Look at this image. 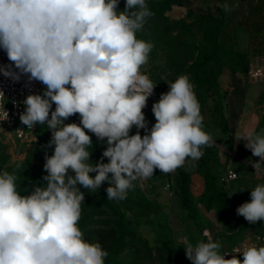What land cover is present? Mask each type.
<instances>
[{"label": "clouds", "instance_id": "clouds-1", "mask_svg": "<svg viewBox=\"0 0 264 264\" xmlns=\"http://www.w3.org/2000/svg\"><path fill=\"white\" fill-rule=\"evenodd\" d=\"M118 3L0 0V48L11 62L0 66V74L13 82L27 74L46 85L43 95L25 98L20 120L28 129L46 124L49 146L55 145L54 154L45 156L46 183L33 185L27 195L17 191L14 173H0V264H105L108 252L86 241L78 227L85 198L78 185L97 191L108 182L107 199L124 200L134 182L151 178L155 169L171 173L186 158L198 160L211 141L187 75L168 83L169 91L152 106L156 123L147 131L142 109L155 86L140 70L154 45L136 34L153 13L146 0H126L119 13ZM77 113L79 125L64 123ZM133 126L147 134L129 135ZM85 129L107 138L108 163L89 162L92 140ZM235 138L260 158L255 170L264 167V134L251 128ZM250 197L236 212L255 224L264 220V184ZM204 236L207 242L196 245L184 240L192 264H264V246L235 248L231 253L243 260L225 259L228 253L220 254L208 230Z\"/></svg>", "mask_w": 264, "mask_h": 264}, {"label": "trees", "instance_id": "trees-1", "mask_svg": "<svg viewBox=\"0 0 264 264\" xmlns=\"http://www.w3.org/2000/svg\"><path fill=\"white\" fill-rule=\"evenodd\" d=\"M231 1V0H223ZM239 14L235 21L228 23L226 14L220 10V15L205 12L196 13L188 7V13L183 18H173L168 11L174 5L188 6V0H146L148 8L153 15L147 18L143 29L137 32V38L151 42L156 50H162L163 58L171 66L170 83L180 75H187L194 85L193 91L200 104V112L203 117V130L212 135L204 120L210 109L216 113L222 132L227 134L231 130L230 119L226 114L225 104L221 97L220 76L225 69L232 73H240L246 76L255 57H264V0H236ZM125 11L122 10L120 12ZM233 23V24H232ZM198 25L200 32L195 30ZM240 29H245L248 36V46L237 48L233 46L237 40ZM169 86V85H168ZM213 97V103L210 99ZM44 130L47 125H40ZM82 126V125H81ZM91 137L93 151L103 158L98 144L108 146L97 141L94 136L85 129ZM203 156L199 158L197 171L205 179V189L196 200L192 191V178L188 170L177 168L175 170V185L182 206L193 216L199 213L198 203L208 211H215L217 219L222 225L227 224L226 232L231 236H237V241L254 233L264 234V220L257 221L258 231L244 234L243 228L235 222V213L238 206L250 202L251 189H244V179H236L231 182L232 194L236 201L232 204L229 186L220 181V174L226 169L230 160L223 162L219 146L211 139L209 145L201 147ZM106 159V158H105ZM12 174L11 168L4 169ZM3 171H0L2 173ZM17 176V191L21 195H27L28 189L34 184L29 171ZM96 173H90L95 176ZM233 184V185H232ZM36 186V185H35ZM134 182L127 194L126 206L133 208L138 219L127 220L121 209L107 199V184L104 182L95 191L83 189L84 202L81 204V217L78 227L84 234V239L89 242H99L108 252L105 264H170L166 254L176 250L171 239L170 230L164 229V240H160L154 249L147 240L139 244H128L126 239L127 227L140 223L141 217L157 213L160 205L148 199ZM136 188V189H134ZM134 190V191H133ZM129 195V196H128ZM134 195V196H133ZM169 239H167V238ZM231 244L227 249L231 248ZM129 248L127 257L121 254Z\"/></svg>", "mask_w": 264, "mask_h": 264}, {"label": "rangeland", "instance_id": "rangeland-1", "mask_svg": "<svg viewBox=\"0 0 264 264\" xmlns=\"http://www.w3.org/2000/svg\"><path fill=\"white\" fill-rule=\"evenodd\" d=\"M192 10L196 13L205 12L215 14L216 10L200 5L196 0H192ZM227 8L224 10L228 23L236 20L239 9L236 0L227 2ZM233 24V23H232ZM195 30L199 33V26H195ZM248 36L245 29H240L237 40L233 44L237 48H245L247 46ZM162 50H156L153 47L149 54L148 61L141 67V73L148 76L155 86L153 90L161 93L166 88H169L171 69L175 65L168 64ZM264 65V57H255L251 66ZM242 83L238 86L236 82L230 83L228 79L222 78L221 97L225 104L226 114L230 119L231 130L225 134L219 126V121L216 113L210 109L205 115L206 125L209 127L210 135L213 142L220 148L222 161L232 159L235 151V144L239 142L237 148V156L234 158V166L237 168L240 179H244L243 188L254 189L258 184H264V167L256 171L253 163L260 160L251 152L244 149L242 140H236L237 133H242L245 129L255 128L257 133L264 134V79L253 77L249 74L242 75ZM213 103V97L210 99V104ZM72 122L71 117L66 121V124ZM52 139V130H44L41 126L32 132L21 133L17 129H3L0 131V171L11 168L12 173L16 172L23 175L24 171H29L32 180L36 186H41L46 183L42 180L43 176L47 175L44 170L45 156L54 154L55 145L49 146V141ZM100 153H103L107 146L98 144ZM89 162L95 165L102 158L98 156L91 145ZM104 163H108V159L103 158ZM264 166V164H262ZM71 174V173H70ZM111 175V174H110ZM175 171L170 174L158 175L156 184L150 185L147 180L136 181L137 188L144 193L148 199L158 203L160 209L157 213L145 215L141 217L140 223H134L127 227L126 239L129 245L133 242L141 243L142 240H147L149 244L156 249L160 240H164L162 226L164 229L170 230L171 239L176 246V250L168 252L166 259L170 260V264H192L187 259L185 253V243L187 240L196 245L200 241L207 242V237L204 236V231L208 230L211 234L213 242L220 247L219 250H225L229 245L237 241V236H231L226 232V226L219 223L215 211L204 210V214L199 213L196 216L191 215L181 204L180 197L177 194L175 185ZM109 187L108 182H105ZM233 185V184H232ZM230 199L232 204L236 201V196L232 194V186L228 185ZM80 191H83V186H79ZM136 189V188H134ZM86 191H91L90 189ZM134 191V190H133ZM132 194L131 190L128 193ZM127 193V194H128ZM107 194V192H106ZM166 198H163L164 196ZM107 196V195H105ZM129 196V195H128ZM134 196V195H133ZM115 204L118 209L125 214L127 220L138 219L137 212L126 206V201L109 200ZM203 206V205H202ZM235 222L243 228L244 234L254 233L258 231V226L249 223L243 216L235 213ZM167 238V237H166ZM169 239V238H167ZM129 248L122 252L123 257H127Z\"/></svg>", "mask_w": 264, "mask_h": 264}, {"label": "built area", "instance_id": "built-area-1", "mask_svg": "<svg viewBox=\"0 0 264 264\" xmlns=\"http://www.w3.org/2000/svg\"><path fill=\"white\" fill-rule=\"evenodd\" d=\"M11 62L8 60L6 52L0 48V66L9 65ZM249 75L264 79V65L261 66H251L248 72ZM46 90V85H43L39 81H29L28 75H22L21 79L18 82H13L10 78L4 77L0 74V92L3 93L4 96H0V131L3 129H17V131L24 132H32L37 129L40 124H36L33 129H28L26 125L22 124L20 120V115L25 111V105L23 101L28 95L31 94H39L43 95V92ZM154 94V92H152ZM55 110V104H53L52 109L49 113V119L51 118V111ZM7 112V118L3 120L4 114ZM72 119L71 123L80 124L81 117L80 115L74 114L70 116ZM67 120H64L66 124ZM94 138L99 141L107 144V138L104 140H100L96 135L90 132ZM244 142V141H243ZM245 143V142H244ZM235 151L232 156V159L226 166V169L220 174V181L225 185H230L231 182L235 181L239 178V173L237 172V168L234 166V158L237 156V148L239 146V142L235 144ZM244 149L251 152V150L247 149L243 144ZM252 153V152H251ZM259 158V157H258ZM235 173V175H233ZM259 237V239H257ZM256 245V246H264V234L262 233H254L233 245L231 248L225 250L222 254L228 253L225 256V259H230L233 255H240L241 253H231L235 248H244L246 246Z\"/></svg>", "mask_w": 264, "mask_h": 264}, {"label": "crops", "instance_id": "crops-1", "mask_svg": "<svg viewBox=\"0 0 264 264\" xmlns=\"http://www.w3.org/2000/svg\"><path fill=\"white\" fill-rule=\"evenodd\" d=\"M196 1L198 3H201L200 5H204L206 7L215 9L216 10L215 14H217V15H220V13H221L219 9H221L223 11L225 10L224 6L228 2V1H223V0H196ZM125 4H126V0H119L118 7H117L118 13L125 9ZM192 4H193L192 0H188V6L174 5L173 8L168 11V15H170L173 18L186 17L187 13H188V7H192L193 6ZM245 32H247V31L245 30ZM247 46H248V42H247ZM247 46H245V47H247ZM222 78L228 79V82H230L232 84H233V82H236V84L239 86L242 83L241 81H242L243 77L240 73H232L230 70L225 69L224 72L220 76L221 85L223 83ZM168 91H169V88H166L161 93L156 92V90H153L154 94H151L148 97V99L146 101V106L142 109V111L145 115L147 131H150L152 126L156 123V119H155L154 113L152 111L153 104L159 101L161 94L166 93ZM137 131H139V133L142 137L145 134H147L145 129H139L138 130L135 126H133L132 129H130L129 135H134L137 133ZM198 161H199V159L198 160H192L191 158H186L184 165L181 167H178V168H184L190 172L191 178H192L191 191H192L196 200L200 197V195L204 192V189H205V179L197 171ZM163 174H170V173H162L159 169H155L153 176L151 178H148L147 182L150 185L156 184V177L158 175H163ZM163 198H166V197L164 196ZM198 208H199L200 214H204L205 209L201 203H198ZM239 241L240 240L236 241L233 245H235ZM225 250H227V249H225ZM225 250H221V251L219 250L220 254H222ZM236 257L238 259H240L241 261L243 260L242 254L236 255Z\"/></svg>", "mask_w": 264, "mask_h": 264}]
</instances>
